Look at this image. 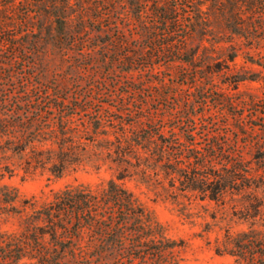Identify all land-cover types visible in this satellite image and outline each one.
<instances>
[{
	"label": "rangeland",
	"instance_id": "rangeland-1",
	"mask_svg": "<svg viewBox=\"0 0 264 264\" xmlns=\"http://www.w3.org/2000/svg\"><path fill=\"white\" fill-rule=\"evenodd\" d=\"M30 1L25 4L16 0L8 10L10 14L0 17V38L16 35L11 41L5 40L0 54V123L5 114L12 112L20 120L36 114V109L50 112L47 107L55 104L57 113L65 110L70 116L71 128L66 135L56 130L37 137L31 132L16 146L9 145L7 136L0 134V185H8L14 189L9 193L19 194L10 204L0 203V264H39L34 251L29 249L20 256L18 250L22 235L31 227L34 207L67 185L102 187L121 175L126 164L114 161L115 154H108V147L118 144L113 133L122 122L126 128L131 127L133 117L127 110L131 106L133 111L144 107L145 114L155 111L154 115L163 119L166 136L175 127L181 140L189 142L185 126L195 121L198 131H207V136L193 134L200 146L208 140L221 146L219 153L242 155V164L256 180H251L249 188L227 190L219 200L180 190L178 181L171 186L170 178L160 168L144 176L127 165L131 175L120 180L165 226L168 236L181 242L174 256L182 264H239L226 253L230 237L243 231L264 233V0H176L185 3L183 14L189 15L178 30L183 24L193 29L186 40L179 30L177 39L186 42V49L201 46V53L205 46L204 58L198 64L204 68L206 62L212 64L213 70L206 67L196 75L187 63L178 62L162 61L154 69L129 70L127 56L145 51L139 48L142 41L133 32L140 21L155 18V0H77L84 3L87 18L94 22L89 34L98 42L93 43L109 41L108 28L111 34L116 33L113 24L107 28V22L99 19L101 15L110 13L123 28L119 44L115 40L116 45L108 49L98 46L84 54L78 53L81 45L71 50L55 45L48 31L53 16L34 12L25 15V9L35 10L32 5L40 3ZM174 1L157 3L167 8ZM39 27L45 31L41 41L35 43V37L25 30ZM234 51L235 60H227ZM150 62L146 57L140 65ZM10 75L13 78L9 80ZM96 109L110 120V134L93 132ZM83 124L89 125V131ZM120 134L118 130L116 135ZM63 138L73 148L68 156L71 160L57 177L51 166L63 153ZM258 140L263 144L256 147Z\"/></svg>",
	"mask_w": 264,
	"mask_h": 264
},
{
	"label": "trees",
	"instance_id": "trees-1",
	"mask_svg": "<svg viewBox=\"0 0 264 264\" xmlns=\"http://www.w3.org/2000/svg\"><path fill=\"white\" fill-rule=\"evenodd\" d=\"M155 1L152 10L155 18L140 21L141 25L133 32V36L135 38L137 36L142 41L139 48L145 51L142 55L141 52L127 56V61L131 65L129 70H138L140 67L154 69L155 65L162 64L160 63L162 61L170 64L178 62L180 65L187 63L193 75L206 67L213 70L211 63L206 62L205 68L198 64L204 58L202 54L205 46L202 47L201 53V46L197 49H186V42L177 39L179 30L185 40L193 30L188 24H183V29L178 30V26H182L181 22H186L189 18V15L183 14L185 3L183 1L176 3L175 0L169 7L163 8V5ZM0 2L2 7L0 17L8 16L10 14L8 10L15 5L16 0H0ZM21 2L30 4L31 1L21 0ZM119 3L114 4L120 5ZM112 4L110 7H113ZM50 5L51 12L49 0H40V3L32 5L35 10L28 7L24 13L30 15L34 12L35 15L53 16L48 31L49 39L55 45L67 50L81 45L78 53L84 54L98 46L108 49L109 45L114 46L115 40L119 44L120 39L124 37L123 28L119 27L116 18L112 19L109 13V15H101L99 19L107 22V28L112 27L110 25L113 24L116 33L111 34L108 28L107 33L111 39L93 43L95 39L89 34V27L92 28L90 24L93 21L87 18L85 14L87 9L82 1L79 3L77 0L60 2L51 0ZM96 7L98 8V5ZM96 30L100 32L102 29ZM25 31L27 33L29 31L35 37L36 43L41 41L45 30L39 27ZM115 34L117 37H112ZM15 36L0 38L1 55L6 44L5 40L11 41ZM146 57L151 62L147 66H141ZM236 57L237 53L234 51L226 59L234 61ZM12 78L13 76L10 75L9 80ZM119 97L122 98L123 95L120 94ZM54 105L47 107L53 113L36 109V114H30L28 118L20 120H17L12 112L5 114L1 119L0 134L7 136V142L11 146L26 140V135L29 136L31 132H35L37 137L45 132L54 134L56 130L65 134L71 128L70 116L65 110L57 113ZM128 108V113L133 117L129 122L131 127L126 128L122 122L118 127L121 134L116 135L118 130H114L113 133L118 144L114 148L108 147V154H115L114 161L126 164L122 167L121 175L117 179H110L102 187L85 184L67 185L56 191L48 201L34 207L30 216L31 227L22 235L18 247L20 256L30 249L31 252L34 251L39 264H182L174 256V251L182 246L181 242L169 237L165 226L120 182L125 176L131 175L127 165L133 166L144 176H150L151 171L154 173L156 168H160L170 178L171 186L178 181L180 183L178 189L199 192L204 198L208 197L211 200H219L230 189L249 188L253 184L251 180H256L249 175L247 167L242 164V155L234 157L219 153L217 150L221 146L212 144L208 140L206 145L200 146L193 134L199 132L207 136V131H198L195 121H190L191 123L185 126L190 138L189 142H183L178 132L174 130L175 127H171L170 135H165L163 119H158L157 115H154L155 111L145 114V108L142 106H138L137 111H133L132 106ZM133 112L141 115L135 116ZM45 114H48V117L46 116L44 120ZM93 114L95 123L92 131L97 134H110L108 130L112 128L108 125L110 120L104 117L100 109L94 110ZM145 118L147 122L144 121ZM83 127L85 131H89L88 124H83ZM256 144L258 147L263 141L258 140ZM62 147L63 153L52 161L51 166V172L57 177L62 175L66 164L71 160L68 156L73 148L72 143L67 144L65 140ZM215 163L221 164L220 168H215ZM239 164L240 167L237 169L235 166ZM11 189L8 185H0V203L10 204L18 199V192L14 191L11 194L9 193ZM225 248L226 253L234 256L239 264H264V233L240 232L230 237Z\"/></svg>",
	"mask_w": 264,
	"mask_h": 264
}]
</instances>
